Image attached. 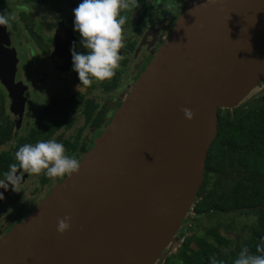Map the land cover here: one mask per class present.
<instances>
[{
    "label": "water",
    "instance_id": "obj_1",
    "mask_svg": "<svg viewBox=\"0 0 264 264\" xmlns=\"http://www.w3.org/2000/svg\"><path fill=\"white\" fill-rule=\"evenodd\" d=\"M17 70L0 25V80L14 109L26 99ZM263 80L264 0H189L79 172L1 237L0 264H163L205 181L219 110Z\"/></svg>",
    "mask_w": 264,
    "mask_h": 264
},
{
    "label": "flooded vegetation",
    "instance_id": "obj_2",
    "mask_svg": "<svg viewBox=\"0 0 264 264\" xmlns=\"http://www.w3.org/2000/svg\"><path fill=\"white\" fill-rule=\"evenodd\" d=\"M188 1L130 0L131 6L124 12L127 22L121 66L112 78L94 81L90 86L81 84L78 89L81 82L72 68L70 46L80 39L73 27V9L80 0H0V12L12 21L7 33L18 57L15 79L26 85L25 103L14 109L9 92L0 80V180L15 162L21 189L12 190L0 201V239L66 177L28 173L19 167L15 157L17 148L54 138L64 143L68 154L81 159L169 36ZM20 42L24 49H20ZM256 90L257 96L264 95V81ZM230 168L227 164L223 172L230 173ZM235 170L236 181L251 184L264 181V173L246 165L237 163ZM5 199L12 202V210L22 205L26 213L20 218L14 217L13 222L10 218L5 221L9 217L1 214ZM6 225L10 228L2 232Z\"/></svg>",
    "mask_w": 264,
    "mask_h": 264
},
{
    "label": "trees",
    "instance_id": "obj_3",
    "mask_svg": "<svg viewBox=\"0 0 264 264\" xmlns=\"http://www.w3.org/2000/svg\"><path fill=\"white\" fill-rule=\"evenodd\" d=\"M239 104L219 110V132L209 151L205 181L192 210L194 215L185 220L179 231L181 243L170 250L164 264H210L212 256L232 264L243 245L256 253L257 244L264 243V181L258 184L238 181L231 188L214 183L231 178L223 172L227 164L232 168L237 163L243 164L260 173L264 168V101L251 107ZM245 212H253L257 218L253 224H244L250 228L245 238L223 232L221 222L195 233L186 230V226L190 229L204 215L212 218ZM225 228L230 230L228 225ZM194 242L196 247L192 245Z\"/></svg>",
    "mask_w": 264,
    "mask_h": 264
},
{
    "label": "clouds",
    "instance_id": "obj_4",
    "mask_svg": "<svg viewBox=\"0 0 264 264\" xmlns=\"http://www.w3.org/2000/svg\"><path fill=\"white\" fill-rule=\"evenodd\" d=\"M130 6V0H80L73 9V27L80 34V39L79 43L72 42L70 51L72 68L78 73L81 82L77 85L78 89L81 84L90 86L94 81L110 79L116 74L124 58L121 52L126 40L124 26L127 16L124 12ZM11 22L7 14L0 12V25L8 29L11 28ZM183 112L187 119L194 118L191 108L184 107ZM15 157L19 167L28 173H43L51 178L71 176L79 172L82 163L75 154H68L63 142L54 138L22 144L17 148ZM17 167L15 162L9 165L4 179L0 180V188L8 189L11 185L15 191L21 190L18 187L20 176ZM3 198L4 193L0 192V199ZM70 227L71 216L59 219L57 230L60 233ZM179 241L181 243V239ZM256 247L257 252L253 253L247 245H243L232 264H264V243ZM210 264H227V261L212 256Z\"/></svg>",
    "mask_w": 264,
    "mask_h": 264
},
{
    "label": "rangeland",
    "instance_id": "obj_5",
    "mask_svg": "<svg viewBox=\"0 0 264 264\" xmlns=\"http://www.w3.org/2000/svg\"><path fill=\"white\" fill-rule=\"evenodd\" d=\"M20 45H21L20 49H24L23 46H22V42H20ZM133 78H135V77H133ZM256 93H257V90H254L251 94H249V96H247V98L244 100L243 103L239 104V106H242L244 104L245 106L251 107L254 103H258V102L264 101V95L257 96ZM258 99H260L261 101L258 100ZM230 170H231V172H230V176L229 177H231V178H229V179L226 178L225 181H215L213 179L214 183H217L222 188H228V187L231 188V187H233L234 184L236 185L238 181H236V176H235L236 170H235V167L234 168H230ZM259 171L264 173V168L259 170ZM228 175H229V173H228ZM36 199H38V198H35V200ZM11 203L12 202H7V200L5 199L4 205H2L3 210L1 211L2 212L1 214L3 215L4 218L9 216V217H7L5 219V221L10 218L11 219L10 221L13 222L14 217L20 218L22 215H24L26 213L27 209L24 208V207H21L22 205L21 206L19 205V206H16L12 210V208L10 207ZM237 214L238 213H236V215L234 214V216H232L233 214H230L229 216H224L226 214H223V215H220L219 217L215 216V217H212V218L207 216V215H204L200 219V221H198L196 224H193V226H191L190 229H189V226H186V230L188 232H190V233H193V232L195 233L198 230L203 231L205 228L211 227L212 225H215V224L221 222L222 223L223 232H228L229 234H231V236H237V235L241 234L242 238H245V235L248 233L250 228H249V226L247 227L244 224H246V223L249 224V225L253 224L257 220L256 214L253 213V212H249V213L245 212V213H242L243 215L242 214L237 215ZM191 215H194V213L191 214ZM187 225H189V224H187ZM225 225L230 226V228H229L230 230L229 231H226ZM7 226L8 225L3 227L2 232L6 231L7 229L10 228V225L8 226V228H6ZM192 245L194 247L197 246L195 242ZM169 254H170V251L168 252V255ZM164 262H163V264H164Z\"/></svg>",
    "mask_w": 264,
    "mask_h": 264
}]
</instances>
